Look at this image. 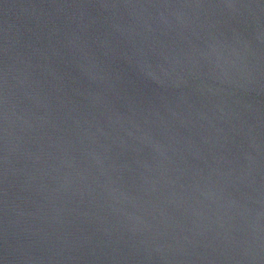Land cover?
Wrapping results in <instances>:
<instances>
[{"label":"water","instance_id":"water-1","mask_svg":"<svg viewBox=\"0 0 264 264\" xmlns=\"http://www.w3.org/2000/svg\"><path fill=\"white\" fill-rule=\"evenodd\" d=\"M0 264H264V0H0Z\"/></svg>","mask_w":264,"mask_h":264}]
</instances>
